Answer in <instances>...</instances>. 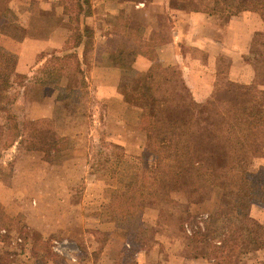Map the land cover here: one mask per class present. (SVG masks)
<instances>
[{
	"label": "rangeland",
	"instance_id": "374dc122",
	"mask_svg": "<svg viewBox=\"0 0 264 264\" xmlns=\"http://www.w3.org/2000/svg\"><path fill=\"white\" fill-rule=\"evenodd\" d=\"M57 1L52 11H48L45 3L50 4L49 0H11L9 11L0 23V50L14 56L18 63L20 44L26 36L40 37L48 29L58 28L63 20L71 36L75 28L76 0ZM187 1L194 3L195 0ZM93 2L90 0L92 13L87 19L94 31L93 49L88 56L91 66L94 65L95 28L104 29L107 24L100 19L109 18L105 17L106 11L95 17ZM58 6L64 7L63 19ZM135 11L128 10L127 16L119 15L122 23L119 28L124 33L121 32L123 38L118 49L142 40L148 29L159 34L169 26L144 25L136 20ZM147 42L154 43L153 40ZM70 46L42 53L28 73H20L16 68L18 75L27 77L24 85L16 83L7 91L0 90V177L11 179V185H3V190L1 187L0 199L14 205V212H19L10 217L0 207V264H138L139 259L150 264H176L180 258L185 260L183 264H264V252L257 253L252 246L245 245L240 253H230L228 249H214L217 239L212 247H206L196 245L189 238L196 232H204L205 222L219 212L223 194L221 189L192 193L190 182L195 176H187L173 184L164 180L167 187H172V200L179 205L175 217L183 215V208L191 215L184 227L188 235L179 231L177 224L176 227L169 225L164 232L158 226L160 211L154 206H146L138 214L135 222L139 226L133 231H128L127 223L117 221L116 213L122 207L119 201L126 204L132 194L154 190L161 166L158 170L157 163L170 150L163 144L165 135L160 129L156 134L150 133L145 116H128L123 112L125 106L112 104L108 109L96 99L92 91V72L76 74L74 60L64 59L66 48ZM108 63L113 69L114 80L119 83L116 87L120 97L140 108V103L131 97L136 74L140 72L133 73L135 67L116 68L111 56ZM158 64L152 65L149 61L142 71L152 66L157 71ZM62 66L67 67L64 72ZM164 69L160 70L163 78L169 81L164 87L169 90L171 99L167 110L158 111L159 116L169 118L172 115L171 119L177 117L194 123L196 129L204 133L202 153L212 155L224 148V145L220 147L221 122L213 124L219 119L216 111L232 116L235 112H230V108L235 106L228 102L240 98L247 105L254 96L242 88L234 100L226 103L211 99L204 105L192 104L178 73ZM262 74L260 70L258 75L262 77ZM52 110H60L56 112V119L37 117ZM10 116L24 123L26 140L37 149L29 148L23 139L22 145L19 142L11 148L6 145L9 141L5 143L8 139L5 127ZM195 117L197 120H192ZM188 124L185 134L192 132ZM167 128V131L173 129ZM252 134L249 142L253 144L255 137L257 140L256 150L253 149L255 157H249L240 170L264 182V126H257ZM59 139L63 141L58 149L50 150V143ZM38 158L47 163L45 168L35 165ZM34 172L41 177L39 181L45 176L44 187L36 185L39 181L32 178ZM251 215L264 228V197L252 207ZM38 226L43 233L38 231Z\"/></svg>",
	"mask_w": 264,
	"mask_h": 264
},
{
	"label": "trees",
	"instance_id": "16d2710c",
	"mask_svg": "<svg viewBox=\"0 0 264 264\" xmlns=\"http://www.w3.org/2000/svg\"><path fill=\"white\" fill-rule=\"evenodd\" d=\"M10 2L11 0H0V23L3 22L2 20L5 19L9 11ZM75 9L74 32L65 43L66 46H71L69 49L66 48V55L63 56L64 59H73L74 72L83 75V73L92 72L88 56L90 57V52L93 49L94 31L87 23V19L92 13L90 0H76ZM212 10L227 15L253 11L260 13L264 20V0H216ZM138 40L134 45L120 46L117 52L111 56L112 63L116 68L133 69L139 57L147 58L152 65L159 63L156 53V43L158 45V42L153 40L154 43H150L147 40ZM256 59L259 60V58ZM17 64L14 56L0 50V90L7 91L13 88L16 83L19 86L24 85L27 77L16 73ZM153 67L136 74L131 97L140 103L146 125L151 127L150 133L156 134L160 129L161 133L165 135L163 144L169 147L170 152L157 163V169L161 166L159 178H156L158 182L153 187L154 190L138 193L139 195L132 194L133 197L126 204L118 202L122 207L116 213L117 221L127 223L128 231H133L139 226L135 222L138 214L144 211L146 206H154L160 211L158 226L164 232L167 231L169 225L176 227L177 224L179 231L187 234L184 232L185 222L190 219L191 215L182 207L183 215L175 217V211L179 205L172 200V187L170 185L167 187L164 180L168 179L173 184L176 181L179 183L187 176L191 178L195 176V179L190 182L192 193L206 191L211 193L216 189H221L223 194L219 212L215 216L211 215L208 222H205L207 225L204 232H196L189 238L193 239L196 245L206 247H212L211 245L217 239L214 249H228L227 251L230 253H240L245 245L252 246L257 253L264 252V228L251 215L252 207L264 197V182L254 176L243 174L240 170L242 164L248 162L249 157H255L253 152L256 150V137L253 144L249 141H251V137L254 135L252 133L256 131L257 126H264V92L257 87L243 88L254 96V100L250 104L244 105L240 98H236L233 102L227 103L235 106L230 108V112H235L234 115L223 116L224 114L220 110L216 111V116L219 119L214 120L213 124L218 123V120L221 122V128H219L221 129L220 147L224 145V148H219L210 155L207 152H201L204 146L201 141L204 133L197 130L194 123L182 121L177 117L171 119L172 115H169V118L159 116L160 109L167 110L169 107L171 94H168L169 90H165L164 87V83L169 82L166 77L163 78L164 74L161 73L160 69L164 68L160 66V69L156 71V67L152 70ZM66 69V66H62V72ZM262 71V77L258 76L257 78V85H264V68ZM259 79L260 81H258ZM192 120L196 121L197 118ZM187 124L191 126L192 132L185 134ZM24 127V123L21 124L15 117L10 116L5 127L7 129L5 135H8L5 143L9 141L6 145L10 148L18 142L22 145L23 139L30 145L29 148L37 149V146H33L26 140ZM167 127H173V129L167 131ZM207 131L205 130V132ZM62 141L59 139L50 143V150L56 151ZM40 149L45 148L41 147ZM1 150L0 144V159L2 157ZM223 236H225L224 239H222Z\"/></svg>",
	"mask_w": 264,
	"mask_h": 264
},
{
	"label": "crops",
	"instance_id": "0c3cea01",
	"mask_svg": "<svg viewBox=\"0 0 264 264\" xmlns=\"http://www.w3.org/2000/svg\"><path fill=\"white\" fill-rule=\"evenodd\" d=\"M49 2L50 4L45 3L48 11L53 4L57 5L58 1L49 0ZM215 2L216 0H195L194 3L187 0H94L95 17L104 11L107 12L105 17H109L106 21L103 18L100 19L102 23L107 24L104 29L95 28L94 65L92 66L94 90L92 91L96 99L107 105L108 109L112 104H121L125 106L124 114L142 116L139 107L131 101L127 102L126 98L120 97L121 93H118L116 87L119 83L114 80L113 69L108 63L110 56L118 50L123 38L124 31H120L119 28L122 24L119 15L127 16L128 10H136V20L144 25H169L159 34L157 31L152 32L153 29H148V34L144 35L143 40L158 42L156 53L160 66L178 73L190 95L191 103L204 105L211 99L219 103L234 100L241 88L257 87L264 92V85H257L256 82L260 70L264 68L262 16L253 11L237 15L221 14L212 10ZM58 9L63 19L64 7L58 6ZM63 22L56 29H48L40 37L26 36L20 44L18 72L28 73L42 53L63 48L70 36L69 28L64 27ZM259 38L261 41H258ZM147 62L149 61L144 57H139L133 73L144 70ZM98 74H101L100 77ZM130 84L127 85L128 88ZM56 112L60 110H52L47 115L37 117L56 119ZM36 160V166L45 168L44 165L47 163L43 159ZM33 177L35 181L41 179L35 172L32 174ZM10 180L0 177V189L2 187L3 190V185L6 187L11 185ZM45 182L44 176L42 180L36 182V185L44 187ZM35 205L38 206L37 200ZM0 207L10 217L19 213L14 212L16 210L14 205L1 199ZM34 210L33 212H36ZM37 229L43 233L39 226ZM180 259L176 260V264L184 263L185 260ZM138 264L150 263L139 259Z\"/></svg>",
	"mask_w": 264,
	"mask_h": 264
}]
</instances>
